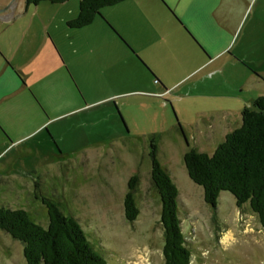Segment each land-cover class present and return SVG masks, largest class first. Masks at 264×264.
Returning a JSON list of instances; mask_svg holds the SVG:
<instances>
[{"label":"rangeland","instance_id":"1","mask_svg":"<svg viewBox=\"0 0 264 264\" xmlns=\"http://www.w3.org/2000/svg\"><path fill=\"white\" fill-rule=\"evenodd\" d=\"M25 1L0 0L1 9H23ZM196 7L183 0L174 12L156 0H125L101 9L90 25L72 29L67 21L77 16L78 0L40 3L37 32L50 35L55 64L50 83L30 76L39 118L24 111L20 128L7 126L21 139L0 157V207L23 208L47 226L42 197L54 199L80 222L108 264H136L139 254L148 264H165L161 201L151 179L154 141L179 189L190 264H264V230L250 203L239 206L232 193L221 191L217 207L208 205L183 161L191 147L213 154L241 125L243 110L264 94V78L258 77L264 74V0L220 5L226 21L219 31L230 44L204 70L196 69L200 44L179 16L186 9L192 21H185L207 26ZM153 74L167 90L154 85ZM140 89L158 93L144 96L135 92ZM212 108L224 112L209 113ZM40 120L45 124L34 131ZM135 173L140 213L130 222L124 197ZM228 233L232 240L224 242ZM23 246L0 229V264H27Z\"/></svg>","mask_w":264,"mask_h":264},{"label":"trees","instance_id":"2","mask_svg":"<svg viewBox=\"0 0 264 264\" xmlns=\"http://www.w3.org/2000/svg\"><path fill=\"white\" fill-rule=\"evenodd\" d=\"M42 1L63 3L67 0H26L37 5ZM77 16L67 26L79 29L90 25L101 9L125 0H78ZM151 179L157 190L161 222L165 231L163 255L165 264H190L191 251L185 244L178 208L179 189L169 169L160 163L158 147L151 144ZM183 161L190 179L204 188L208 205L217 207L221 191H229L242 206L249 202L259 216L264 230V94L253 101V108L242 112L241 125L229 132L213 154L197 147L186 150ZM140 177L132 174L124 197L125 218L133 222L140 213L137 190ZM39 189V183L35 185ZM49 223L43 226L23 208L0 207V229L23 242L27 264H108L91 245L80 222L66 215L54 199L42 197Z\"/></svg>","mask_w":264,"mask_h":264},{"label":"crops","instance_id":"3","mask_svg":"<svg viewBox=\"0 0 264 264\" xmlns=\"http://www.w3.org/2000/svg\"><path fill=\"white\" fill-rule=\"evenodd\" d=\"M156 1L163 7L171 6L174 12H178L177 10L181 7L183 0ZM190 1L191 3H196L198 6L196 8L200 9L202 15H205L203 23L208 22L206 23L207 26L196 22L195 24L198 26L193 27L189 22L185 21V19L192 21V14H189V11L186 9L182 11L184 15L179 16L184 21V27L189 29L200 44L199 48L202 50V54L200 55V63L196 69L200 68V70H204L205 66L213 65L215 56L224 52L230 44V41L224 42L223 33L219 31L221 30V25H224L226 21L222 18L219 11L220 5L225 3V0ZM42 2L60 4L50 1ZM185 2H188V0H185ZM40 3L31 5L25 1L23 9L17 5L9 13H6V9L0 11V122L5 127L4 129L0 125V157L11 151L15 147V143L21 139H14L10 130L13 131L17 126L18 128L21 127V115L24 111H29L39 118V112L34 104L35 94L31 90L33 89V83L29 81L30 76L36 74L41 79V83H50V64H55L52 59L53 54L48 45L50 35L47 33L44 37H41L37 32V22L35 21L38 12H40ZM4 6L5 3H1L0 10ZM195 19L197 20V18ZM42 20L43 28L49 30L50 21L46 18ZM212 27L215 28V31ZM215 47L218 48L216 49ZM213 48H215L214 51H212ZM27 67L32 69L26 71ZM153 76L154 79H150L154 85L162 91L167 90L164 84L165 81L160 79L157 74H153ZM258 77L264 78V74H258ZM205 81H208L207 77H203V82ZM135 92L144 96L148 93H158L156 90L151 92L145 89L136 90ZM40 98L42 97L40 96ZM208 112L220 113L224 112V110L212 108ZM44 124L45 121L41 122L40 120L34 131L41 128ZM7 126H9L10 130Z\"/></svg>","mask_w":264,"mask_h":264},{"label":"bare ground","instance_id":"4","mask_svg":"<svg viewBox=\"0 0 264 264\" xmlns=\"http://www.w3.org/2000/svg\"><path fill=\"white\" fill-rule=\"evenodd\" d=\"M231 240H232V237H231L230 233L224 235V237H223L224 242H230ZM136 258L138 261L136 264H148L145 256H143V254L137 255Z\"/></svg>","mask_w":264,"mask_h":264},{"label":"water","instance_id":"5","mask_svg":"<svg viewBox=\"0 0 264 264\" xmlns=\"http://www.w3.org/2000/svg\"><path fill=\"white\" fill-rule=\"evenodd\" d=\"M4 9L0 10V11H3Z\"/></svg>","mask_w":264,"mask_h":264}]
</instances>
